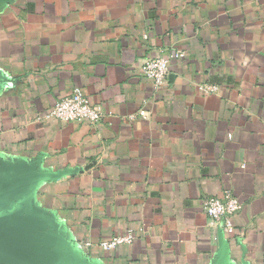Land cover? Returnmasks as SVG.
<instances>
[{"label":"crops","instance_id":"crops-1","mask_svg":"<svg viewBox=\"0 0 264 264\" xmlns=\"http://www.w3.org/2000/svg\"><path fill=\"white\" fill-rule=\"evenodd\" d=\"M75 89L95 126L44 117ZM31 171L9 211L62 264H264V0H0V174Z\"/></svg>","mask_w":264,"mask_h":264},{"label":"built area","instance_id":"built-area-1","mask_svg":"<svg viewBox=\"0 0 264 264\" xmlns=\"http://www.w3.org/2000/svg\"><path fill=\"white\" fill-rule=\"evenodd\" d=\"M183 52H173L167 56L148 57L141 65L142 76L152 82L154 89H159L166 81L169 74L171 60L183 58ZM199 90L204 94H212L219 91L216 85L202 84ZM142 115V114H141ZM46 119L60 122H74L95 126L102 119V111L99 106L92 104L87 96L79 89L61 100L45 114ZM202 208L210 220L212 226H218L226 234L233 232V218L240 212L242 204L230 190L222 193L221 197H206L203 199ZM134 241L132 232L124 235L113 236L97 244L100 251L106 253L123 245H130ZM92 245L83 243V248L88 250Z\"/></svg>","mask_w":264,"mask_h":264},{"label":"water","instance_id":"water-1","mask_svg":"<svg viewBox=\"0 0 264 264\" xmlns=\"http://www.w3.org/2000/svg\"><path fill=\"white\" fill-rule=\"evenodd\" d=\"M41 179L32 171L0 174V264H62L39 246L38 233L25 234L9 211L18 193Z\"/></svg>","mask_w":264,"mask_h":264}]
</instances>
